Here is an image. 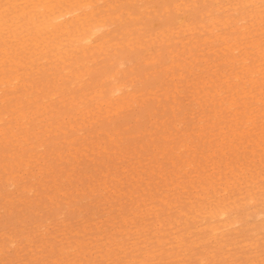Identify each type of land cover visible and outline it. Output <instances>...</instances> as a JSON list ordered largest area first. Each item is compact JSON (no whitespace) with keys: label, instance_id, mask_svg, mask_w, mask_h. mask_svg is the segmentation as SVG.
I'll return each mask as SVG.
<instances>
[{"label":"rangeland","instance_id":"1","mask_svg":"<svg viewBox=\"0 0 264 264\" xmlns=\"http://www.w3.org/2000/svg\"><path fill=\"white\" fill-rule=\"evenodd\" d=\"M90 2L66 62L0 36V264H264V0Z\"/></svg>","mask_w":264,"mask_h":264},{"label":"bare ground","instance_id":"2","mask_svg":"<svg viewBox=\"0 0 264 264\" xmlns=\"http://www.w3.org/2000/svg\"><path fill=\"white\" fill-rule=\"evenodd\" d=\"M10 1V0H8ZM13 1V0H12ZM16 2V0H14ZM22 2L18 3V4H14V6L11 3L14 2H9L13 7L9 8L8 6H4V4L0 3V36H2L4 38L3 31L7 28H13V25L15 26V30H13V32H16L18 34H22L19 37L20 42L19 43H25L24 46H26V43L28 42L27 40H29V38L27 37L29 34L31 36L33 32V35L30 37L31 40L33 41V46L37 49V50H49V47L51 46L52 49H56L57 51V59H61L64 62H66L69 57L70 59L73 58L74 56H76L79 52H81L82 54L86 53V50L90 47V45H100L101 42L99 40L104 39L103 37L104 35V30L103 28L106 26V22L104 21L103 18H98L95 17V15L97 14L95 12L94 9L91 8V10H84V8L89 7V5L91 4L90 0H21ZM17 3V2H16ZM238 3V2H237ZM236 4V3H235ZM91 6V5H90ZM256 8V7H255ZM11 10V11H10ZM99 10V8H98ZM256 11H258V9H255ZM10 11V12H9ZM17 14H16V13ZM16 14V15H15ZM20 16H22L25 21L24 23H22L21 21H19L18 19L20 18ZM23 19V20H24ZM21 22V23H19ZM26 26L25 29H23L22 27ZM261 26V25H260ZM247 29V28H246ZM11 30V32H12ZM26 30V32H25ZM30 30V31H28ZM43 34H48L46 35V37H44ZM62 35H68L69 37L67 39H65L66 43L61 45V40H58L57 37L58 36H62ZM13 36V33L9 35V37ZM17 37V36H16ZM15 37V38H16ZM63 37V36H62ZM61 37V38H62ZM65 37V36H64ZM224 37V36H223ZM2 38V39H3ZM12 38V37H11ZM207 38V37H206ZM221 38V37H220ZM50 39V40H48ZM57 41L55 42L54 40ZM104 41V40H103ZM7 42L5 41V44ZM31 43V42H30ZM94 43V44H92ZM100 43V44H99ZM22 45V44H21ZM53 45V46H52ZM237 46V45H236ZM4 47V46H3ZM15 47V46H14ZM231 47V46H229ZM256 49H260L259 46H254ZM258 47V48H257ZM10 46H6L4 47L3 51L5 52V55L9 56V50ZM26 49V48H25ZM227 49V48H226ZM15 50V48H14ZM12 51V50H11ZM16 51V50H15ZM53 51V50H52ZM55 51V50H54ZM83 51V52H82ZM44 52V53H46ZM15 54V53H14ZM42 54V53H41ZM50 57V56H49ZM12 58V57H11ZM10 58V59H11ZM17 58H20V56L17 54ZM53 58V57H52ZM235 58V56H234ZM238 58V57H237ZM49 59V58H48ZM248 59V57L246 56H242V60L246 61ZM52 60V59H51ZM56 59H54L55 61ZM233 60V58H232ZM14 61V60H13ZM235 61V60H233ZM239 61V60H238ZM237 61V62H238ZM15 62V61H14ZM21 62V61H20ZM16 63L17 68L15 69L16 73L14 75H10L7 76V74H5V71H3V68L0 69V86L2 84H6V87L8 88H13V86L17 85L20 81H21V76L20 74L17 72V70H19V66L21 63ZM177 63V62H176ZM179 63V62H178ZM240 63V62H239ZM238 63V64H239ZM247 63V61L245 62ZM1 64V63H0ZM60 64H62V62L60 61ZM242 64V62L240 63ZM243 65V64H242ZM248 65V64H247ZM245 67V66H243ZM248 67V66H247ZM89 68V67H88ZM246 68V67H245ZM238 69V68H237ZM242 69V68H240ZM261 69H263L262 67H259L257 69L258 74L261 73ZM236 70V69H235ZM246 70V69H245ZM244 70V71H245ZM253 70V68H252ZM256 70V69H255ZM254 70V71H255ZM88 71V70H87ZM248 71L251 72V70L249 69ZM238 73V72H236ZM235 73V74H236ZM247 73V72H246ZM257 73V72H256ZM182 74V73H181ZM242 74V73H241ZM234 75V74H233ZM239 74H237L238 76ZM107 79H108V75ZM228 76V75H227ZM226 76V78H227ZM236 76V78H237ZM243 76V74H242ZM239 77V76H238ZM241 77V76H240ZM252 77V74L249 78ZM256 78V77H255ZM228 79V78H227ZM238 79V78H237ZM244 79V78H243ZM15 80V81H13ZM74 80V79H73ZM234 81V80H232ZM237 81V80H236ZM249 81V80H248ZM247 81V82H248ZM254 81V80H253ZM115 82H117L115 80ZM197 82V81H196ZM246 82V83H247ZM255 82V81H254ZM216 84V83H215ZM255 85V84H254ZM71 86V85H70ZM123 84L121 85L120 83L118 84H114L113 88L111 89V95L115 97V99L117 100V98H120L122 95H118V92H123L125 93V91L123 90ZM245 86V85H244ZM2 87V86H1ZM72 87V86H71ZM238 87V86H237ZM240 89L242 88L241 86H239ZM251 87V86H250ZM5 88V87H4ZM3 88V89H4ZM97 88V87H96ZM198 88V87H196ZM244 88V87H243ZM102 89V88H101ZM215 89V88H214ZM237 88H235L236 90ZM251 89V88H250ZM262 88H260L258 91H260ZM2 90V89H1ZM199 90V89H198ZM220 90V88H219ZM219 90L217 92H219ZM96 92V91H95ZM101 91H99L100 93ZM248 91H245V93ZM5 93V92H4ZM221 93V92H220ZM97 94V92H96ZM201 94V93H200ZM213 94V93H212ZM251 94V93H250ZM117 95V96H116ZM221 95V94H220ZM218 95V96H220ZM233 95V94H232ZM261 95V94H260ZM3 96V95H2ZM210 97V96H209ZM213 97V96H211ZM132 99V98H131ZM212 99V98H211ZM223 99V98H222ZM257 99V98H256ZM109 100V99H108ZM234 100V99H233ZM232 100V101H233ZM259 100H263L259 99ZM20 101V100H19ZM111 101V100H110ZM76 102V101H75ZM112 102V101H111ZM260 102V101H259ZM119 103V102H118ZM21 104V103H20ZM110 104V103H109ZM112 104V103H111ZM116 104V102H115ZM231 103H228V105ZM233 104V103H232ZM113 105V104H112ZM234 105V104H233ZM116 106V105H115ZM114 106V107H115ZM123 105H121L120 107H122ZM231 106V105H230ZM12 108V107H10ZM110 108V107H109ZM38 109V106H37ZM220 109V108H219ZM237 109V108H235ZM221 110V109H220ZM245 110V108H244ZM36 111V110H35ZM110 111V110H109ZM235 111V110H234ZM239 111V110H238ZM107 112V111H106ZM105 112V113H106ZM245 112V111H244ZM89 113V112H88ZM103 113V112H102ZM104 113V114H105ZM258 114V113H257ZM6 115V114H5ZM124 115V114H123ZM30 116V115H29ZM208 116V115H207ZM248 116V115H247ZM9 117V116H8ZM7 117V118H8ZM218 118V117H217ZM248 118V117H246ZM4 119V117L0 114V123L1 121ZM238 119V118H237ZM249 119V118H248ZM247 119V120H248ZM213 120V119H212ZM236 122V121H235ZM17 124V123H16ZM213 124V123H212ZM1 125V124H0ZM9 125V124H8ZM79 125V124H78ZM201 126V125H200ZM203 126V125H202ZM2 127V126H1ZM0 127V131L2 128ZM73 127V126H72ZM249 127V126H248ZM6 129V128H5ZM12 131V130H10ZM13 132V131H12ZM35 132V131H34ZM11 133V132H10ZM15 133V132H14ZM2 135V134H1ZM36 135V133H35ZM46 135V134H45ZM18 136V135H17ZM225 136V135H224ZM15 137V136H13ZM114 138V137H113ZM222 138V137H221ZM6 139V138H5ZM190 139V138H189ZM224 141V139H223ZM18 142V140H17ZM188 142V141H187ZM24 143V141L22 142ZM21 145V144H20ZM20 147V146H19ZM185 146H183L184 148ZM182 148V147H181ZM221 148V147H220ZM195 149V148H194ZM106 150V149H105ZM180 150V149H179ZM226 151V150H225ZM59 152V151H58ZM188 152V151H187ZM224 152V151H223ZM80 153V152H79ZM195 153V152H194ZM180 156V155H179ZM15 160V159H14ZM172 160V159H171ZM16 161V160H15ZM191 161V160H189ZM188 161V162H189ZM28 161L26 160L25 163H27ZM17 163V162H16ZM188 164V163H187ZM193 166V164H191ZM28 166V164H27ZM26 166V167H27ZM190 166V164H189ZM196 166V165H195ZM181 168V167H180ZM187 167H185L186 169ZM27 171V170H25ZM44 172V171H43ZM186 172V170H185ZM248 174V173H247ZM133 175V174H132ZM219 176V175H218ZM46 178V177H45ZM55 178V177H54ZM193 180V179H192ZM14 181V180H12ZM15 182V181H14ZM13 182V184H14ZM187 182V181H186ZM6 184V183H5ZM12 184V185H13ZM182 186V185H181ZM203 186V185H202ZM257 187V186H255ZM22 188H26L25 186H22ZM220 191V190H219ZM256 191V190H255ZM262 192V191H261ZM260 194H263L260 193ZM264 195V194H263ZM264 197V196H263ZM255 201V200H254ZM253 201V202H254ZM256 202V201H255ZM255 204V203H254ZM253 204V205H254ZM257 204V203H256ZM258 205V204H257ZM255 206V205H254ZM216 211H214L211 215H209L210 219H216L219 221V223L214 224L211 223V225H208L211 232L214 233L216 236H224V232L228 229L234 226V224L237 223L238 220H229L227 221L228 218V207L226 205H224L222 203V201H218L216 203ZM210 210V209H209ZM212 210V209H211ZM156 214V213H155ZM206 214V213H203ZM209 214V213H207ZM205 217V216H204ZM235 219V218H234ZM159 220V219H158ZM178 220V219H177ZM220 220H223V223H220ZM212 221V220H211ZM240 222V221H239ZM238 222V223H239ZM161 224V222H159ZM172 224V223H171ZM213 224V225H212ZM169 225V224H168ZM173 225V224H172ZM205 224V226H207ZM170 226V225H169ZM205 228V227H204ZM103 229V228H102ZM165 233V232H164ZM213 234V235H214ZM9 235V234H8ZM11 238H14L11 236ZM162 239V238H161ZM160 239V240H161ZM158 242H161L159 239H157ZM13 242V240L11 241ZM85 243V242H83ZM75 247V246H73ZM72 247V248H73ZM81 248V247H80ZM68 249V248H67ZM1 251V248H0ZM72 252V251H71ZM78 252V251H77ZM146 252V250H145ZM144 252V254H145ZM149 252V251H148ZM132 253V252H131ZM209 253V252H208ZM62 256V254H61ZM109 256V255H108ZM188 256V255H187ZM63 258V257H62ZM137 258V257H136ZM137 259H140L137 258ZM182 259V258H181ZM55 260V259H54ZM132 260V259H131ZM203 260V258H202ZM58 261V260H57ZM145 261V260H143ZM75 262V261H74ZM140 262V261H139ZM146 262V261H145ZM150 262V261H148ZM133 263V262H132ZM147 263V262H146ZM206 263V262H205ZM135 264V263H134ZM139 264V263H138ZM144 264V263H143ZM154 264V263H153Z\"/></svg>","mask_w":264,"mask_h":264}]
</instances>
